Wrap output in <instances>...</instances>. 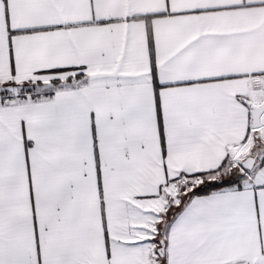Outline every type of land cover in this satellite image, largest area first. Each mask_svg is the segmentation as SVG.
Wrapping results in <instances>:
<instances>
[{"label":"snow or ice","instance_id":"1","mask_svg":"<svg viewBox=\"0 0 264 264\" xmlns=\"http://www.w3.org/2000/svg\"><path fill=\"white\" fill-rule=\"evenodd\" d=\"M0 264H264V0H0Z\"/></svg>","mask_w":264,"mask_h":264}]
</instances>
